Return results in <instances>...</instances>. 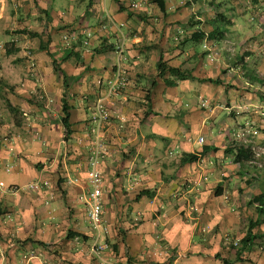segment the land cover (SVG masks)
Listing matches in <instances>:
<instances>
[{
	"label": "crops",
	"instance_id": "1",
	"mask_svg": "<svg viewBox=\"0 0 264 264\" xmlns=\"http://www.w3.org/2000/svg\"><path fill=\"white\" fill-rule=\"evenodd\" d=\"M180 1L1 0L0 92L10 111L0 117V264H264V217L250 203L264 192V167L253 181L264 164L237 163L228 151L252 148L234 133L255 126L263 127L255 138L264 144L262 85L242 72L264 78L257 52L264 35H243L234 14L241 0ZM209 1L224 2L226 14L214 16ZM216 29L224 34L206 37ZM209 45L222 47L216 62L207 59ZM229 47L249 55L245 65L232 63ZM162 56L193 77H160ZM117 65L127 73V101L108 105L125 126L105 131L109 154L99 168L108 230L98 237L79 197L91 170L89 111ZM186 153L197 159L184 162ZM249 170L257 171L252 178ZM38 180L48 184L28 187ZM251 222L253 244L243 250ZM70 230L78 234L66 240Z\"/></svg>",
	"mask_w": 264,
	"mask_h": 264
},
{
	"label": "built area",
	"instance_id": "2",
	"mask_svg": "<svg viewBox=\"0 0 264 264\" xmlns=\"http://www.w3.org/2000/svg\"><path fill=\"white\" fill-rule=\"evenodd\" d=\"M5 46L6 43L0 42V69L3 66L1 53L5 50ZM119 51L122 54V49H119ZM33 68H35L34 61H32L31 64V69ZM32 72L36 73L34 71ZM124 74L125 72L117 73L115 80L108 85L107 90H105L104 93H101V95L96 99L88 117L89 123L92 124L90 130L94 137V143L92 144V147L90 149L91 170L88 176V188L79 197V200L86 206L90 223L92 225V228L98 231V237L100 235V232H107V226L103 221L104 177L101 169L99 168L100 160L102 158H105L109 154V147L105 131L111 127L122 130L125 126L123 121L117 122L113 119L115 117L108 104H114L116 101L120 103L127 101V97L126 99L121 98L120 100V97L124 96L121 95V89L122 87H124V85H126L125 81H127V76H124ZM202 106L208 107L207 101H202ZM246 132L250 133L251 131L247 129L246 131L240 130L238 132H235L234 138H240L244 136ZM200 141L204 142V138L201 137ZM43 184L46 185L48 184V182L38 180L28 185V187L33 189H40L43 187ZM18 189L19 187L14 188L15 191H17ZM107 247V243L96 244L93 247V251L99 254Z\"/></svg>",
	"mask_w": 264,
	"mask_h": 264
},
{
	"label": "trees",
	"instance_id": "3",
	"mask_svg": "<svg viewBox=\"0 0 264 264\" xmlns=\"http://www.w3.org/2000/svg\"><path fill=\"white\" fill-rule=\"evenodd\" d=\"M197 1H199V0H185V1L183 0L184 4L181 5L179 3V5L180 6H188L190 4H194ZM249 1L253 4H258L261 0H249ZM209 3H210V5L212 4L213 6L216 5L214 10H213L214 16L219 18V17L226 14V13H224L225 12L224 10H221V8L223 6H225L224 2H217L216 3L215 1H209ZM229 9H231V8H229ZM232 10H234V9L232 8ZM234 14H235V12H234ZM234 14H233V16H234ZM263 30L264 29H262L261 32H263V34H264ZM26 32L29 33V31H26ZM30 34H32V33H30ZM221 34L222 35L224 34V30H220V31H217V29L216 30H210L206 37L207 38H215V37L220 36ZM204 36H205V33H203V32L199 33V35L194 34L192 37V40L199 42ZM41 48L43 50H47V47H45L43 45L41 46ZM248 56L249 55L247 53H243L241 56L239 55L235 58H232L231 61L234 65H236V64L239 66H240V64L245 65V58ZM53 62L56 66V69H60L59 65H58V61L55 58H53ZM157 67H158V70L160 72L159 73L160 77H163L165 72H168L171 76H176L177 79H187V78L193 77L191 75V73H188L187 71H183L180 67H176V66H172V65L168 64L167 61L164 60L163 56L159 60ZM243 68H244L243 70H244V74H245L246 78H248L252 82H257L260 85H262V87H264V78L263 77H260L259 75H257L256 73H254L253 71H251L250 69H248L245 66ZM114 71L116 73L125 72L124 76L125 75L127 76L126 71L122 67H120L119 65L114 67ZM211 80H213V79H211ZM215 81H218V80H215ZM125 82L127 83V81H125ZM165 82L169 86L176 85V81L170 80L169 78H165ZM261 98H264L263 94H261ZM62 112H63L62 124H63L64 131H65L66 136H67V135L71 134L70 112H69V104L67 101V93L64 94V97L62 99ZM89 112H91V109ZM113 119L115 120V118H113ZM91 125L92 124L89 123V128L91 127ZM228 151L231 152V154H233L235 162L240 163V164H243V163L248 162L250 160H254L256 158L255 153L252 151L251 148H249V146L244 147V145L236 144V146L228 148ZM196 159H197V155L191 154V153H186L183 157L184 162L196 160ZM220 192L221 191L217 190L216 193L220 194ZM250 203L255 204L257 213L259 215H261L262 217H264V192L253 196ZM256 224H257L256 222L255 223L251 222V227H250L248 234L241 240L243 250H248L252 247L253 236L250 234V232H251V228H253ZM76 234H78V233H74L73 231L70 230L66 236V240L69 238H72V236H75ZM37 243L40 245H46L42 241H38ZM236 245H238V242H237V244L235 243V246ZM237 260L238 261H244L246 259L241 257V252H238ZM223 261L225 264H231L228 259H224Z\"/></svg>",
	"mask_w": 264,
	"mask_h": 264
},
{
	"label": "rangeland",
	"instance_id": "4",
	"mask_svg": "<svg viewBox=\"0 0 264 264\" xmlns=\"http://www.w3.org/2000/svg\"><path fill=\"white\" fill-rule=\"evenodd\" d=\"M180 4L181 5L184 4L183 0L180 1ZM247 6H248V4L244 0H241V2L238 4L239 11H238V14L237 13H235V14L239 18V20H238V22H236V24L237 25H240V28L241 29H242V26H243V32H242L243 35H250L248 37H252V35L253 34H256L257 32H259V30L261 31L262 29H264V0H261L255 6L250 5L248 8H247ZM236 9H234V10L229 9V10H227V12L228 11L229 12L230 11L234 12ZM250 31H252V32H250ZM237 32H238V30H237ZM248 33H250V34H248ZM263 35H261V36L263 37ZM255 45L256 44H254V46ZM207 46H208V44H206V47ZM209 47H210L209 48V51L210 52H209V55H208V58L207 59H209L211 62H214V61L216 62L217 60L220 59V56H221L220 55V52L222 50V47L220 48L219 46L217 47V46H210V45H209ZM257 48H258V51L257 52H259L261 54H264V42H263V44H259V46L257 45ZM227 50L229 51L230 56L232 58H235L236 57V52L232 48L229 47V48H227ZM28 55H29V53H28ZM255 62H257V61H255ZM229 66H231V65H229ZM30 67H31V65H30ZM238 72L241 73V69L238 70ZM242 72L244 74V71H242ZM260 72L264 76V67H262V70ZM243 74L241 76H243ZM5 83L6 82H3L2 86L6 85ZM0 84H1V81H0ZM261 92L264 95V87H261ZM121 98L122 99H126V95H124L123 97H120V100H121ZM39 99L43 100V98H41L40 96H39ZM8 107H9L8 101L5 99L3 92H0V117H3V116H5L7 114L6 113V110L10 111ZM6 123L7 122H4L3 124H6ZM261 124H263L262 121H261ZM261 129H260L259 126L258 127L255 126V129L254 128H253V130H250L249 129L251 131L250 133L249 132L248 133L246 132V134L244 136H242L240 138H235L236 139L235 141H241L244 144H250V145L252 144L253 147L251 149L255 153V157L258 160H260V162L263 165L264 164V144H260L261 142L260 143H257L256 142V138H255V136L257 134L259 135L258 131H260ZM253 135H254V138H252ZM106 138H107V136H106ZM262 167H264V165L261 166V167H259V170L260 171H258L259 173H256L257 176L255 178H257L259 176L258 179L253 180V181H256V183L260 180L261 174L263 175V171L261 170V169H263ZM252 172H257V171H253V170L251 171V170H249V173L251 174L250 175V178H252V174H253ZM254 176H255V174H254ZM107 230H108V227H107Z\"/></svg>",
	"mask_w": 264,
	"mask_h": 264
}]
</instances>
